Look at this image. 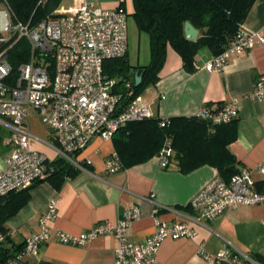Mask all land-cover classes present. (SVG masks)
<instances>
[{
    "label": "built area",
    "instance_id": "obj_1",
    "mask_svg": "<svg viewBox=\"0 0 264 264\" xmlns=\"http://www.w3.org/2000/svg\"><path fill=\"white\" fill-rule=\"evenodd\" d=\"M127 12L121 7L95 8L79 0L65 13L36 22L16 20L10 7L0 1V127L7 132L9 150L5 168L0 171V198L11 191L29 187L46 172L54 170L53 160L32 149L33 135L27 118L37 113L50 130L51 141H43L73 168L84 170L87 162L78 155L93 136L109 140L122 126L153 116L149 106L131 82L122 92L113 77L104 72L107 59L124 56L128 48ZM25 41L29 57L15 64L14 46ZM264 36L243 29L204 67L220 71L233 55L250 50ZM251 99L264 100V73L252 82ZM235 100L220 108L203 106L195 114L211 123H228L238 118ZM165 121L161 122L164 124ZM172 150L169 143L158 158L167 167ZM116 153L105 162L108 173L121 170ZM264 172V165L259 166ZM160 207L153 195L144 197ZM264 204V190L255 187L251 172L240 169L230 180L213 177L190 200L195 216L184 215L180 221H166L154 215V231L141 241L128 240V229L139 217L138 206L126 207L115 222L98 221L86 230L72 234L61 229L52 231L49 223L56 218V203L50 201L39 219V228L24 240L23 253L36 255L40 246L53 237L64 244L81 246L98 236L112 234L117 239L112 264H159L157 252L166 238H193L194 224L204 225L240 205ZM3 236L0 235V240ZM198 253L213 264H260L234 245L208 252L204 243ZM22 254L3 264H18Z\"/></svg>",
    "mask_w": 264,
    "mask_h": 264
},
{
    "label": "crops",
    "instance_id": "obj_2",
    "mask_svg": "<svg viewBox=\"0 0 264 264\" xmlns=\"http://www.w3.org/2000/svg\"><path fill=\"white\" fill-rule=\"evenodd\" d=\"M103 2L105 7L114 8L122 1ZM242 29L264 36V0H255ZM212 57L208 49L201 48L194 58L195 69L188 72L179 54L168 46L158 79L144 92L143 100L153 116L161 118L195 115L205 105L235 100L239 109L237 136L228 148L238 160L239 169L249 170L255 187L264 190V172L259 170V166L264 165V100L250 98L254 78L264 73V43L256 42L250 50L231 56L220 71L204 67ZM31 117L40 119L33 111L28 116ZM40 131L41 136L31 132L32 149L55 160L56 153L43 142L52 140L50 130L42 128ZM114 153L112 138L104 140L93 136L78 155L87 162L84 170L73 178H66L59 188L47 181L37 183L30 191L28 202L6 221L11 243L24 242L39 228L40 216L50 201L57 207L56 218L49 223L52 231L61 229L72 234L98 221L115 222L124 208L138 206L139 217L128 229V240L141 241L154 231V215L169 222L180 221L184 215L195 216L190 200L218 175L217 169L210 165L187 173L180 172L175 164L162 167L158 156L108 173L105 162ZM8 155L7 145L0 143V171L5 168ZM150 195L160 206L158 210L154 203L144 199ZM193 227L196 231L193 238L163 240L157 252L159 264H213L198 253L201 242L208 252L231 244L248 254L264 255V204L240 205L204 225L194 224ZM117 243L112 234L98 236L81 246L60 243L53 237L40 246L36 255L24 253L18 264H112Z\"/></svg>",
    "mask_w": 264,
    "mask_h": 264
},
{
    "label": "trees",
    "instance_id": "obj_3",
    "mask_svg": "<svg viewBox=\"0 0 264 264\" xmlns=\"http://www.w3.org/2000/svg\"><path fill=\"white\" fill-rule=\"evenodd\" d=\"M6 3L16 20L36 22L53 15L60 0H0ZM255 0H132V16L139 31L149 38L150 59L147 64L130 65L127 52L124 56L107 59L104 72L116 80L122 92H126L125 82H131L134 95L141 93L147 84H154L158 72L164 64L167 47L171 46L181 57L183 68L192 72L194 58L198 51L206 47L214 56L222 52L242 30V25ZM120 6H124L120 3ZM189 21L198 29L195 41L184 35V22ZM26 42L14 46L15 64L29 57ZM142 72V80L134 85L135 71ZM223 105L217 102L213 110ZM164 122L162 124L161 122ZM237 119L215 124L196 115H179L168 118L151 116L131 121L120 127L113 135L115 153L122 168L147 161L158 156L168 142L172 150L168 165L175 164L182 173L190 172L202 165L217 169L225 181L235 175L239 162L228 145L236 139ZM54 170L46 172L29 187L11 191L0 198V264L18 254H24V242L11 243L6 221L23 207L31 196V189L40 181H47L59 188L66 178H73L80 171L56 158ZM249 256L264 264V255L250 253ZM38 264H51L39 262Z\"/></svg>",
    "mask_w": 264,
    "mask_h": 264
},
{
    "label": "rangeland",
    "instance_id": "obj_4",
    "mask_svg": "<svg viewBox=\"0 0 264 264\" xmlns=\"http://www.w3.org/2000/svg\"><path fill=\"white\" fill-rule=\"evenodd\" d=\"M104 0H95L94 2H88L92 5V7L97 8H107L104 5ZM124 6H121L127 12V40H128V48H127V59L128 63L132 66L134 65H143L147 64L150 59V51H149V38L148 34L144 31H139L136 27L135 20L132 16V0H121ZM75 0H60L57 9L55 12L57 14L65 13L69 6L72 5ZM75 4V3H74ZM73 4V5H74ZM207 50L206 47H203ZM152 84H147L141 90L139 94L142 98L144 96V92L152 87ZM30 123V128L32 134L40 135V130L42 128L47 127L41 122L38 118H28ZM7 132L4 128L0 127V143L2 145H6L7 142Z\"/></svg>",
    "mask_w": 264,
    "mask_h": 264
},
{
    "label": "water",
    "instance_id": "obj_5",
    "mask_svg": "<svg viewBox=\"0 0 264 264\" xmlns=\"http://www.w3.org/2000/svg\"><path fill=\"white\" fill-rule=\"evenodd\" d=\"M184 35L187 39L195 41L198 37V29L194 27L189 21L184 22ZM142 80V72L138 70L134 73V85L138 86Z\"/></svg>",
    "mask_w": 264,
    "mask_h": 264
}]
</instances>
